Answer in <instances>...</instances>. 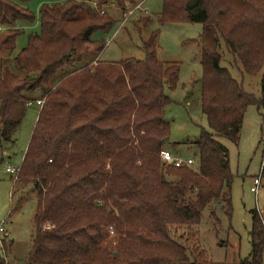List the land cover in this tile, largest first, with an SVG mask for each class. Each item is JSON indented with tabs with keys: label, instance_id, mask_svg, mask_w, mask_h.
<instances>
[{
	"label": "trees",
	"instance_id": "16d2710c",
	"mask_svg": "<svg viewBox=\"0 0 264 264\" xmlns=\"http://www.w3.org/2000/svg\"><path fill=\"white\" fill-rule=\"evenodd\" d=\"M20 1L25 0H0V52L15 49L19 21L36 19ZM138 2L44 4L40 33H31L14 57L21 74L6 66L10 57L1 59L0 143L14 144L29 103L43 100L15 181L21 190L31 184L37 200L24 264H216L192 260L170 227L199 226L207 208L219 222L220 203L232 217L234 174L220 139L238 145L247 108H264V70L255 97L221 65L220 39L246 74L259 73L264 0H163L162 24L203 25L200 102L209 130L201 128L194 141L197 169L161 158L171 135L165 117L172 99L165 87L176 88L180 68L158 59L159 31L143 42V60H88L106 46L93 34L115 23L107 8L126 11ZM251 214L252 251L241 264L263 261L264 220L256 209ZM0 264H9L6 257L0 255Z\"/></svg>",
	"mask_w": 264,
	"mask_h": 264
},
{
	"label": "rangeland",
	"instance_id": "374dc122",
	"mask_svg": "<svg viewBox=\"0 0 264 264\" xmlns=\"http://www.w3.org/2000/svg\"><path fill=\"white\" fill-rule=\"evenodd\" d=\"M56 0H25L19 3L32 11L34 22L19 21L17 27L20 34L12 52L2 50L1 59L10 57L8 66L15 73H20L14 57L27 45L31 33H40V8ZM141 7L128 14L136 6H129L123 11L117 6L107 8V12L115 19L113 27L108 32L96 31L93 39L105 41L106 46L99 55H93L88 60L99 58L104 61H120L126 58L143 60L145 53L143 42L150 35L159 31L157 57L161 61L175 62L179 65L178 83L176 88L165 87V92L172 99L166 108L165 119L171 124V135L166 148L173 154L187 160L192 158V167L198 168L199 150L194 144L201 128L209 130L207 117L201 108V88L203 67L201 64L200 34L201 23L181 22L162 24L158 17L163 10V0H139ZM150 20L142 23L141 19ZM5 30H0V39ZM219 53L221 65L227 68L231 75L242 83L246 92L255 97L261 95V80L264 68L255 75L244 72L243 66L235 64L234 56L228 51L220 39ZM81 66L78 63L75 68ZM62 73V72H61ZM59 75L60 78L62 75ZM40 106L33 103L14 135V144L0 143V226L5 233L0 232V255L6 257L9 264H24L32 248L34 232V215L37 200L32 192V185L18 189L16 178L7 172V167H20L27 150ZM264 108L258 109L250 105L245 113L240 142L238 145L227 139L220 141L229 150L230 167L234 174L232 185L233 213L229 218L217 204L216 214L219 222L210 218V208L203 213L199 226H171L170 235L187 247L192 260L207 259L216 264H241V260L250 258L251 246V211L256 209L264 220V177L257 193L251 191L254 179L261 175L264 159ZM6 239L8 252L4 248ZM11 244V246H9ZM199 251L203 256L199 257ZM264 264V253L263 261Z\"/></svg>",
	"mask_w": 264,
	"mask_h": 264
},
{
	"label": "built area",
	"instance_id": "2783aa9c",
	"mask_svg": "<svg viewBox=\"0 0 264 264\" xmlns=\"http://www.w3.org/2000/svg\"><path fill=\"white\" fill-rule=\"evenodd\" d=\"M141 4H142V2L140 4H138L134 9L129 10V12H128L129 16L134 14V12L136 10H138L139 7H141ZM0 30H2V27H0ZM35 103L41 107L43 105V100H37ZM32 104L33 103H29V106ZM161 158L165 164H173L175 166L192 165L194 163L192 158L184 160L180 156L173 154L168 149H165L162 152ZM19 171H20V167H16V168L12 167V166L7 167V172L10 174H13L15 176V178H17ZM261 178H262V175H260L254 179L253 186L251 187L252 192H254V193L258 192V189L261 185ZM0 232L5 233V229L3 226H0ZM5 235H6V233H5Z\"/></svg>",
	"mask_w": 264,
	"mask_h": 264
}]
</instances>
